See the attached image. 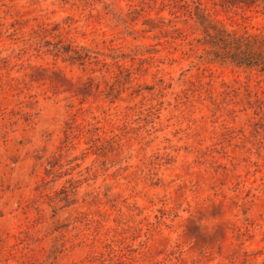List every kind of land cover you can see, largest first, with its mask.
Here are the masks:
<instances>
[{
    "label": "rangeland",
    "instance_id": "obj_1",
    "mask_svg": "<svg viewBox=\"0 0 264 264\" xmlns=\"http://www.w3.org/2000/svg\"><path fill=\"white\" fill-rule=\"evenodd\" d=\"M199 8L264 36V0H0V264H264V48Z\"/></svg>",
    "mask_w": 264,
    "mask_h": 264
},
{
    "label": "trees",
    "instance_id": "obj_2",
    "mask_svg": "<svg viewBox=\"0 0 264 264\" xmlns=\"http://www.w3.org/2000/svg\"><path fill=\"white\" fill-rule=\"evenodd\" d=\"M196 16L198 20L204 26H206L205 31H208L209 28H212L216 30L215 32H218L217 34H220L217 38V36H215L216 34L214 35L208 32L209 38H217L216 43H222L224 45L223 47L228 50L226 58L230 59V61L237 64H251L247 61L252 60V62H255L254 60L258 59L254 55L256 54V50H258L259 47L264 48V36L249 32H246L242 35H238L235 32L231 33L227 32V30L225 29H219L214 26L209 20L206 19L205 14L202 13L200 8L196 13ZM259 61L261 65L264 66V57L262 59H259ZM252 65L254 64L252 63Z\"/></svg>",
    "mask_w": 264,
    "mask_h": 264
}]
</instances>
